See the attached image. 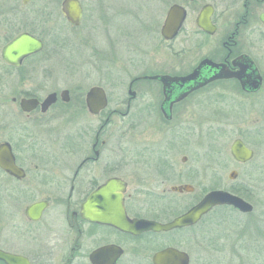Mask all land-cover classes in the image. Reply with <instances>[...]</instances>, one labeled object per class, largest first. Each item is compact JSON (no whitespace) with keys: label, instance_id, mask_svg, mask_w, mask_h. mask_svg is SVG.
Here are the masks:
<instances>
[{"label":"flooded vegetation","instance_id":"1","mask_svg":"<svg viewBox=\"0 0 264 264\" xmlns=\"http://www.w3.org/2000/svg\"><path fill=\"white\" fill-rule=\"evenodd\" d=\"M63 2L0 0V264H179L183 255L187 264H210L207 250L212 241L206 238V225L213 210L229 209L235 217L226 221L246 216L258 222L257 185L239 182L224 189L212 185L216 149L211 140L212 129L220 123L213 124L214 117L247 118L254 112L264 116V0L173 2L183 7L185 18L176 36L164 39L160 31L171 4L159 36L162 42L186 37L187 48L171 52L180 66L110 80L126 86L113 108L103 84H92L84 94L78 89L74 96L71 89L52 88L37 78L47 76L40 70L50 71L49 63L30 61L45 49V38H52L55 48L72 50L77 39L68 37L65 28H81L87 18L83 0H77L79 23L69 22ZM123 2L103 4L113 13ZM123 11L110 16L126 17L127 9ZM130 23L134 31L120 30L111 44L114 58L121 53V44L128 42L127 33H139L135 21ZM141 27L139 36L154 31L151 23ZM21 34L39 39L42 48L10 63L3 58V49ZM115 45L120 50H114ZM95 86L103 89L104 104L91 112L86 95ZM49 96L53 100L44 104ZM73 98L76 103L69 110ZM23 99L35 100V106L24 109ZM116 117L124 127L114 133L109 126ZM197 138H203L199 145L205 156L193 157L192 152L189 157ZM236 140L252 151L249 159L232 156ZM229 155L234 164L243 166L256 153L237 136ZM239 174L234 168L227 178L235 181ZM257 176L258 171L256 181ZM214 189L242 198L251 210L222 204L193 223L161 228ZM232 229L214 241L220 242L224 253L243 241L238 225ZM197 249L206 251L204 261Z\"/></svg>","mask_w":264,"mask_h":264},{"label":"rangeland","instance_id":"2","mask_svg":"<svg viewBox=\"0 0 264 264\" xmlns=\"http://www.w3.org/2000/svg\"><path fill=\"white\" fill-rule=\"evenodd\" d=\"M175 1L179 0H156L154 2L124 0L120 10L111 13L103 3L109 2L119 6V0H83L85 14H87L83 26L81 28H70L69 26L65 28L69 31L68 37L74 40L77 39V46L72 50L67 49V51L60 45L55 48L52 38H45V49L30 61L34 59L36 62L45 61L49 63L47 66L50 71L48 73L47 70H40L46 73L47 76L43 75L37 78H41L42 83H50L52 88L65 87L71 89V95L74 96L79 93L78 89H82L84 94L92 84H103L110 96L111 104L109 107L113 108L124 97L126 86L125 84L124 86L114 85L112 84L113 81L110 80L121 79L122 81L124 78L129 79L141 75L145 71L151 72L160 69L173 71L177 70L176 66H180L174 63L171 52L173 51L172 48L175 50L182 46L187 48V44L183 42L186 37L180 36L175 41L162 42L159 36V28L166 10ZM124 9H127L128 12L126 17L111 18L110 15L125 13ZM130 21H135V25L139 27L137 31L140 34L143 33L140 27L142 26L141 28L144 29L143 26L150 25V23L154 26V31L151 35L147 33V35L143 34L142 36H139V33L134 35L132 32H128V42L121 44V53L114 58L111 54V44L113 40L118 38L117 33H120V30L134 31L136 27ZM60 23L61 26H65L62 21ZM186 28L189 29V26L187 25ZM120 38L124 40L123 37ZM113 48L114 50H120V46L117 45ZM143 57H145V60H143ZM151 62H154V65L148 66V63ZM157 62H159L158 65H156ZM186 62L188 61L186 60ZM45 79L47 80L44 82ZM79 82L82 84L77 85ZM9 99L10 97L4 98L8 107L12 108ZM74 99L68 105L70 106L69 110L74 109V107L72 108L73 104L76 103ZM212 119L213 124H215V121H220L216 129H212L211 147L216 149L215 154L212 156V185L223 189L239 182H245L251 187L257 185L256 189L260 198L257 202V208L254 209V214L257 216L259 223L252 219L249 220L250 218L246 216H241L239 221L235 219L233 222L226 221L228 218L235 217L229 209L217 208L212 211L207 218L206 225L208 231L206 238H210L212 241L211 247L207 250L211 254L208 262L211 261L210 264H264V116L254 112L252 116L247 118L214 117ZM82 120H86V115H82ZM197 120L201 119L198 118ZM123 127V120L117 117L112 120L109 126L114 130V133L123 129ZM222 133H224V137L218 138ZM237 136L245 139L255 149L256 155L248 165L238 166L234 164L229 155V145ZM202 139H196L194 150H190V154H187L189 157L192 156V152L195 153L193 157L205 156L204 148L199 145ZM234 168H238L240 174L237 180L230 181L227 175ZM257 171L256 181L255 173ZM214 176L217 178H214ZM237 225L238 229H241L243 241L241 240L232 252L227 251L224 253L220 242L214 241L223 237L226 232L232 231V227ZM237 250H240V252H236ZM205 253L206 251L203 249H197L196 251L197 255L204 257L203 261L206 259ZM224 254L228 255L225 256ZM230 254L233 255V258H230ZM237 254H239V259H236Z\"/></svg>","mask_w":264,"mask_h":264},{"label":"water","instance_id":"3","mask_svg":"<svg viewBox=\"0 0 264 264\" xmlns=\"http://www.w3.org/2000/svg\"><path fill=\"white\" fill-rule=\"evenodd\" d=\"M63 13L67 20L73 24H78L81 16V8L77 0H64ZM185 18V11L183 7L177 4H172L165 16L161 26V36L170 40L174 38L181 27L183 19ZM42 48V42L28 34H21L8 43L2 52L3 58L10 63H18L24 56L37 52ZM164 78L174 79L173 77L163 76ZM104 92L101 87H92L86 95V103L91 112H96L104 104ZM53 100L49 96L44 104H49ZM24 109H30L35 106V100L21 101ZM28 103L29 107H26ZM231 154L235 159L245 161L252 155V151L247 149L239 140H236L231 147ZM12 157V156H11ZM1 160V158H0ZM2 163V160L0 161ZM6 168L10 167L5 165ZM228 204L241 211H250L251 205L245 202L242 198L231 194L223 189H214L208 192L202 200L195 206L189 209L185 214L176 218L173 222L161 226L163 229H168L175 226H182L197 221L204 213L211 210L217 205ZM179 264H187V257L183 255ZM175 264H178L176 262Z\"/></svg>","mask_w":264,"mask_h":264}]
</instances>
